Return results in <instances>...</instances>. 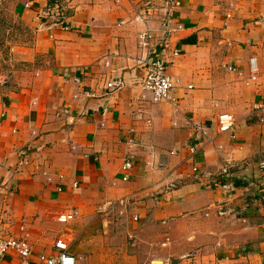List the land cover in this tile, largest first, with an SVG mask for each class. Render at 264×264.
Here are the masks:
<instances>
[{"label": "crops", "instance_id": "obj_1", "mask_svg": "<svg viewBox=\"0 0 264 264\" xmlns=\"http://www.w3.org/2000/svg\"><path fill=\"white\" fill-rule=\"evenodd\" d=\"M4 1L31 38L0 58V235L27 234L39 264L55 251V213L89 224L103 207L125 264H264V0ZM151 58L175 103L141 87ZM220 113L230 133L217 132ZM198 129L208 135L194 141Z\"/></svg>", "mask_w": 264, "mask_h": 264}, {"label": "built area", "instance_id": "obj_2", "mask_svg": "<svg viewBox=\"0 0 264 264\" xmlns=\"http://www.w3.org/2000/svg\"><path fill=\"white\" fill-rule=\"evenodd\" d=\"M28 7V4L25 5ZM50 8H56V10H61L59 8V2H56ZM55 22L63 25L64 29L67 27L64 25L66 21V16L62 12H58L54 16ZM146 36V35H145ZM143 37V36H142ZM146 44V43H144ZM176 55V52H174ZM249 76L248 81L256 80L258 76V70L255 63V58H250L249 60ZM230 70L234 68L229 67ZM6 79L3 80L5 82ZM108 89L119 90L123 87V81L120 78H117L115 81H110L107 84ZM141 87L151 94V100L154 102L168 101L175 103V98L173 96V90L176 85V82L166 71V64L160 58H151L146 61V72L143 80L140 83ZM191 87V86H189ZM235 126V119L230 113H220L216 118V127L218 133H230ZM208 133L205 129H198L194 135V141H199L202 137H207ZM219 148H222L220 145ZM189 151L191 154L195 152L194 144L189 146ZM132 157H127L121 169L124 172L129 171L132 168ZM232 165L227 162L218 173V177H228L231 174ZM195 170V168H194ZM259 176L257 178V188L259 191L260 199H264V160L258 163ZM209 174V173H208ZM123 180L128 179V175L124 174L122 177ZM224 187H230V184L223 183ZM174 184H170L169 187H174ZM218 213L224 214V210L219 208ZM78 212L76 210H62L54 215V220L60 224H68L74 221L78 217ZM53 248L55 249L52 254H39L37 261L39 264H84L80 263L79 259L81 257H76L73 255L70 249V242L65 234H59L53 243ZM13 253L17 255L19 262L18 264H31V256L33 253V245L29 241L27 234H23L20 237L14 236H3L0 235V262L3 257L8 254ZM192 256L194 254H191Z\"/></svg>", "mask_w": 264, "mask_h": 264}, {"label": "rangeland", "instance_id": "obj_3", "mask_svg": "<svg viewBox=\"0 0 264 264\" xmlns=\"http://www.w3.org/2000/svg\"><path fill=\"white\" fill-rule=\"evenodd\" d=\"M8 9H10L9 4L0 0V58L6 55L9 46L14 42L28 41L31 38L27 25L15 18ZM106 211L103 207L98 209L97 217H94L89 224L59 223L55 234H65V236L68 234L69 251L82 255L88 260V264H125L126 257L122 253L124 242L120 239L121 226L116 219L113 220L114 225L105 223L104 218L108 217H105ZM116 231L117 234L112 235Z\"/></svg>", "mask_w": 264, "mask_h": 264}]
</instances>
